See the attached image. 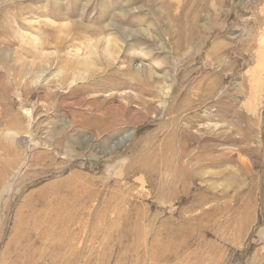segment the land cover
<instances>
[{"label": "rangeland", "instance_id": "obj_1", "mask_svg": "<svg viewBox=\"0 0 264 264\" xmlns=\"http://www.w3.org/2000/svg\"><path fill=\"white\" fill-rule=\"evenodd\" d=\"M263 43L264 0H0V264H264Z\"/></svg>", "mask_w": 264, "mask_h": 264}, {"label": "bare ground", "instance_id": "obj_2", "mask_svg": "<svg viewBox=\"0 0 264 264\" xmlns=\"http://www.w3.org/2000/svg\"><path fill=\"white\" fill-rule=\"evenodd\" d=\"M55 30H57V28L55 29ZM58 31V30H57ZM45 43V42H44ZM47 45V44H46ZM46 47V46H45ZM261 49V48H260ZM262 51H264V43L262 44ZM36 57V56H35ZM93 57V56H92ZM69 59H66L64 62V64H63V66H64V68H65V76H63L64 77V80H65V82L66 81H68V80H78V79H83V75H85L83 72H79V74H76L75 73V69H79V68H81V69H83V70H85V73L89 76V77H91V76H94V73H95V69L94 68H92V66L91 65H93V64H91L92 63V61L89 59V57H86V58H80L79 56H77V55H71V57H68ZM38 60L39 61H35V62H33V64L31 65V69H35V67H37L38 69L37 70H43L48 64H50L49 62V60L50 59H48L47 57H43V56H40V55H38ZM104 63V62H103ZM105 65L106 66H108L109 67V63L108 62H106L105 63ZM48 67V66H47ZM77 69V70H78ZM259 69V70H258ZM261 70H262V67H260V68H258V66H257V69H255L254 71H253V74L250 76V79L251 80H253L254 82H253V86H252V84H251V88H252V91H253V95H255L254 97H256V95L257 94H259L261 91V88H260V83H261V77H258V76H260V72H261ZM79 71V70H78ZM73 75V76H72ZM251 96V95H250ZM253 101H254V99H253ZM253 101L251 100V99H249V100H247V105H246V109L247 110H251V111H253V109H254V105H253ZM249 106V107H248ZM81 119H83V117L82 118H80V120ZM115 124V121H113L110 125H100L99 126V130H100V132L101 131H103V130H105V129H108V128H110L109 126H113ZM114 126H116V125H114ZM119 130V129H118ZM171 144V143H170ZM40 155H42L41 153H38V155H37V157H39ZM143 158V157H142ZM161 162H163V166H165V167H167V168H170L169 166H170V158H168V157H166V156H162V159H160L158 162H156L155 163V168L157 167V165H158V163H161ZM150 168H153V164L152 163H150V162H147V160H139V161H137V163L134 165V166H132L131 167V169H133V171H141V170H143V171H147L148 169H150ZM173 172V171H172ZM174 174H176V173H174L173 172V175Z\"/></svg>", "mask_w": 264, "mask_h": 264}]
</instances>
